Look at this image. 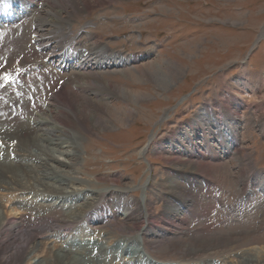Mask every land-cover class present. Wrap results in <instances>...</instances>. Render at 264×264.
<instances>
[{"label":"rangeland","instance_id":"1","mask_svg":"<svg viewBox=\"0 0 264 264\" xmlns=\"http://www.w3.org/2000/svg\"><path fill=\"white\" fill-rule=\"evenodd\" d=\"M26 1L34 8L42 3L40 11H46L47 0ZM56 2L67 14L56 26L43 24L45 36L65 45L76 35L73 45L82 47V54L91 45H104L131 61L101 72L88 69L99 75L100 88L83 76L55 72L30 48L31 17L23 27L9 29L6 23L0 62L12 74L20 61L26 68L20 84L0 86V109L17 95V104L8 108L24 114L19 120L26 123L40 108L25 109L22 99L43 104L63 81L58 90L63 100L65 94L79 93L73 82H85L82 94L96 100L99 111L90 112L97 123L78 146L80 176L96 181V189L128 191L106 196L93 210V219H104L94 224L96 231L113 233L116 251L124 246L145 264L202 262L204 254L182 255V245L191 240L214 244L225 239V247L211 250L214 254L264 247V0ZM74 6L80 7L78 13ZM25 48L28 52H22ZM121 91L139 94L140 100L132 104ZM8 128L0 123V129ZM132 212L137 222L133 216L124 220ZM147 226L152 240L146 250L138 231Z\"/></svg>","mask_w":264,"mask_h":264},{"label":"bare ground","instance_id":"2","mask_svg":"<svg viewBox=\"0 0 264 264\" xmlns=\"http://www.w3.org/2000/svg\"><path fill=\"white\" fill-rule=\"evenodd\" d=\"M47 1L46 4L43 3L46 5V11L43 9L40 11L42 3L37 4L34 8L33 3L26 0H8L7 3L0 0V9L3 6L1 3L5 5V15H2L5 21L0 22V28L2 31H6L5 23L9 29L17 26L23 27L22 24L24 25L31 17L33 20L30 22L33 30L31 28L29 30L31 29L33 33L30 38L32 44L30 48L40 55L50 68L53 66L55 72L83 76L84 79L93 80L95 86L100 84V77L93 75L94 72L93 74L89 73L90 70L101 72L100 70L110 67L121 68L131 61L130 57H124L118 52H111L104 45L101 47L95 44L91 45L90 48L88 47L89 50L85 49L88 52L85 51L82 54V47L73 45L76 35L75 39L66 42L65 45L60 44V41L55 39L56 36L50 35L54 39H50L47 34L45 36L42 29L43 24L51 23L56 26V22H60L61 15L67 14L57 6L56 0H49L52 5ZM83 6L81 7L83 8ZM74 7H76L74 8L75 12L78 13L80 7ZM46 18H50V20ZM82 33H88V31ZM87 37H90V34ZM4 45L1 46L0 43V48H4ZM26 50L27 48L22 52ZM3 62H0V69L2 68L0 70L2 75H0V86L9 87L5 80L12 73L5 71L7 65ZM18 63L21 64L20 66L16 65L19 69L18 72H23L26 67H23L21 61ZM160 81L162 84L163 82L166 84L165 81ZM63 83V81L60 82L56 87L57 92L50 93L43 104L39 102L40 104L37 105L31 100L22 99L25 109L29 105L40 109L43 107L41 110L37 109L26 123L19 120L24 114L13 112L11 108H8L10 104L12 107L13 102L20 97L15 95L10 97L11 99H7L9 106L4 105L3 107L7 111L5 115L1 113L3 109H0V123L10 125L8 129H0V175L1 173L4 175V178L0 180V264H145L140 261V257L130 252L131 255L128 254L124 246L116 251L113 244L117 240H113L115 237L113 233L104 230L96 231L97 228H94V224L104 221L103 217L97 220L91 217L98 204L112 193L121 197V194H126L128 191L113 186L96 189L92 186V183H96V181L80 176L77 161L78 146L81 137L90 133L97 123L92 119L93 116L90 115V112H97L99 109L93 105L96 100L93 102L91 97L83 96L82 93L88 89L84 86L85 82H83L84 84L73 82V87L79 89L80 94L73 93L71 97L64 93L66 96L62 100L59 97L62 92H58V90L62 91ZM97 87L101 88V84ZM119 95L132 104L138 103L137 101L140 100V97L137 96L139 94L136 95V93L121 91ZM32 99L35 100L33 97ZM51 106L56 108L53 113L49 109L52 108ZM132 113L131 109L127 111L129 115ZM55 124H58L59 128L52 127ZM29 132L33 133L28 134ZM33 134L35 136H32ZM70 137L75 140L74 143L70 142ZM17 140L21 142L20 148L16 145L19 143ZM148 179L143 184L144 186L149 183ZM261 189L260 191H263L262 186ZM141 200L144 201L143 196ZM134 212L138 215L133 212L125 213L124 220L129 217L132 219L133 215L141 216L143 210L141 206H138ZM134 216L133 221L137 222V217ZM46 222L51 223L50 228L39 227L40 223ZM24 226H26L25 229ZM151 229L147 226L138 231V236H141L145 249L150 246V240H152H149ZM76 242H78V246H72ZM206 242L207 240H191L187 245L185 244L186 246L182 245L185 249L181 247L183 249L181 253L184 256L200 254V257L204 254L202 262L198 264H264V247L257 249L247 247L244 250L220 251L219 254H214L211 250L225 247V239L216 241L214 244L217 245L210 242L206 244ZM90 243L93 244L92 247L89 245L82 248ZM146 254L148 255L146 256ZM145 256L152 260L150 253H145ZM213 256H216V259ZM52 258H55V261H50ZM213 259L215 262L211 261ZM152 261L157 260L153 259ZM160 264L188 263L179 261Z\"/></svg>","mask_w":264,"mask_h":264}]
</instances>
